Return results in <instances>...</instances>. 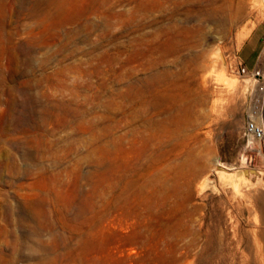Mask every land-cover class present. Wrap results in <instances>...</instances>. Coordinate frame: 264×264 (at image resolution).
Segmentation results:
<instances>
[{
  "label": "rangeland",
  "instance_id": "1",
  "mask_svg": "<svg viewBox=\"0 0 264 264\" xmlns=\"http://www.w3.org/2000/svg\"><path fill=\"white\" fill-rule=\"evenodd\" d=\"M247 1L0 0V264H264Z\"/></svg>",
  "mask_w": 264,
  "mask_h": 264
},
{
  "label": "crops",
  "instance_id": "2",
  "mask_svg": "<svg viewBox=\"0 0 264 264\" xmlns=\"http://www.w3.org/2000/svg\"><path fill=\"white\" fill-rule=\"evenodd\" d=\"M239 64L249 73L264 68V30L255 28L242 43Z\"/></svg>",
  "mask_w": 264,
  "mask_h": 264
},
{
  "label": "built area",
  "instance_id": "3",
  "mask_svg": "<svg viewBox=\"0 0 264 264\" xmlns=\"http://www.w3.org/2000/svg\"><path fill=\"white\" fill-rule=\"evenodd\" d=\"M240 72L244 75L251 74L252 78L262 80L264 82V68L257 69L252 73H249L246 68L240 66ZM259 91L264 95V84L259 87ZM255 112H249L246 121V136L248 138L264 141V123H259L257 118L254 117Z\"/></svg>",
  "mask_w": 264,
  "mask_h": 264
},
{
  "label": "bare ground",
  "instance_id": "4",
  "mask_svg": "<svg viewBox=\"0 0 264 264\" xmlns=\"http://www.w3.org/2000/svg\"><path fill=\"white\" fill-rule=\"evenodd\" d=\"M247 5H248V1L247 0H236V1H234V0H226L225 4H223L222 6L217 7L214 10L213 14L216 17L224 15L225 16V18H224L225 20H223V21L225 22V24H227L228 26H232L234 24V22H236V19L239 16H241V15H243L245 13V11L247 9ZM245 36H246V34H245ZM218 58H219V56H218ZM207 62L209 63L210 60L209 59L205 60L206 64H208ZM218 65H220V63ZM221 66H222V64H221Z\"/></svg>",
  "mask_w": 264,
  "mask_h": 264
},
{
  "label": "water",
  "instance_id": "5",
  "mask_svg": "<svg viewBox=\"0 0 264 264\" xmlns=\"http://www.w3.org/2000/svg\"><path fill=\"white\" fill-rule=\"evenodd\" d=\"M219 170H221V169L219 168ZM250 173H253V174H255L256 176H260V173L257 172V171H254V170H252V171H250V170H245V175H246V176H249Z\"/></svg>",
  "mask_w": 264,
  "mask_h": 264
}]
</instances>
